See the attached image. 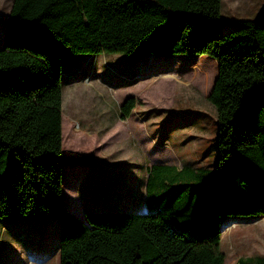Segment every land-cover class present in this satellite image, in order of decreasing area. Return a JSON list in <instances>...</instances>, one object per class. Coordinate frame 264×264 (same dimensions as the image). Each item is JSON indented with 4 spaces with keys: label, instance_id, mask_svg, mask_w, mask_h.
I'll use <instances>...</instances> for the list:
<instances>
[{
    "label": "trees",
    "instance_id": "16d2710c",
    "mask_svg": "<svg viewBox=\"0 0 264 264\" xmlns=\"http://www.w3.org/2000/svg\"><path fill=\"white\" fill-rule=\"evenodd\" d=\"M221 8L222 0H13L0 47V219L57 217L60 264H224L222 222L264 217V8L246 20L225 19ZM64 54L214 60L215 169L152 166L144 210L88 211L85 221L65 211L63 169L94 159L62 151ZM209 72L194 66V79ZM136 104L125 101L123 119ZM161 172L168 183L150 191ZM252 263L264 258L237 264Z\"/></svg>",
    "mask_w": 264,
    "mask_h": 264
},
{
    "label": "rangeland",
    "instance_id": "374dc122",
    "mask_svg": "<svg viewBox=\"0 0 264 264\" xmlns=\"http://www.w3.org/2000/svg\"><path fill=\"white\" fill-rule=\"evenodd\" d=\"M12 4L0 0V47ZM263 8L264 0H222L221 16L253 19ZM150 57L129 62L119 54L62 56V70L71 76L62 80L64 145L71 156L89 155L96 163L90 170L75 164L63 169L64 181L70 177L78 189L65 187L64 209L76 217L144 210L154 165L215 169L217 112L208 97L218 64L192 54ZM197 65L209 74L194 79ZM171 73L175 79L161 78ZM130 97L137 106L123 119L121 108ZM167 176L154 174L150 191L168 183ZM221 227L224 264L264 258L263 216L228 217ZM59 235L57 217L1 218L0 264H60Z\"/></svg>",
    "mask_w": 264,
    "mask_h": 264
},
{
    "label": "crops",
    "instance_id": "0c3cea01",
    "mask_svg": "<svg viewBox=\"0 0 264 264\" xmlns=\"http://www.w3.org/2000/svg\"><path fill=\"white\" fill-rule=\"evenodd\" d=\"M149 62V61H148ZM148 62L146 63V65L147 66H149L150 64H148ZM124 105V104H123ZM122 105V106H123ZM62 123H63V102H62ZM62 135H63V128H62ZM62 151H63V153L65 154V155H70V152H69V150L67 149V148H65V145H64V139H63V141H62ZM71 156V155H70ZM92 165H96V163L94 162V164H92ZM90 166V165H89ZM89 166H87L86 168V170H90V169H88L89 168ZM157 166H164V165H157ZM79 168H81L82 167V169L83 168H85V167H83L82 165H79L78 166ZM71 167L70 166H68L67 167V169H70ZM69 179H70V177H67V180L65 179V181H64V179H63V198H64V196H65V190H66V188L65 187H67V186H73L70 182H69ZM74 188L76 187V186H73ZM77 188H75V190H76ZM78 190V189H77ZM67 191V190H66ZM78 196V195H77ZM85 214H86V212H85ZM79 219H81V220H83V221H85V216L84 217H79V216H77ZM240 261V260H239Z\"/></svg>",
    "mask_w": 264,
    "mask_h": 264
}]
</instances>
